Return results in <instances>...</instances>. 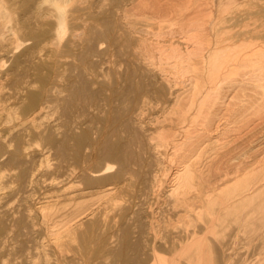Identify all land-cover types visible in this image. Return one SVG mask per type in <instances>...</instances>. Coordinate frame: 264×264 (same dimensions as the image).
<instances>
[{"label": "bare ground", "instance_id": "bare-ground-1", "mask_svg": "<svg viewBox=\"0 0 264 264\" xmlns=\"http://www.w3.org/2000/svg\"><path fill=\"white\" fill-rule=\"evenodd\" d=\"M69 1L0 0V264H264V0Z\"/></svg>", "mask_w": 264, "mask_h": 264}, {"label": "rangeland", "instance_id": "rangeland-1", "mask_svg": "<svg viewBox=\"0 0 264 264\" xmlns=\"http://www.w3.org/2000/svg\"><path fill=\"white\" fill-rule=\"evenodd\" d=\"M76 1H77V0H72V2H71V0H70V1L68 2L69 5H68V4L64 5L65 8H66L65 10H71V9H73V8L75 7V4L77 3ZM225 1L227 2L228 0H223L224 3H223L222 1H221V3L225 4V3H226ZM72 4H73V5H72ZM227 4H228V3H227ZM227 4H226V5H227ZM18 12H20V11H18ZM104 44H105V43H104ZM104 44H103V46L106 45V44H105V45H104ZM105 59H106V60H109L110 57L107 56ZM111 59H113V58H111ZM106 66H107V65H106ZM106 66H104V67H106ZM44 175H45V177H44ZM44 175H43V179H44V180H47L46 182H49V181H50V178H49L50 175H49V173H48V172L46 173V171H45V172H44ZM41 178H42V177H41ZM47 178H49V180H48ZM41 180H42V179H41ZM11 185H12V184H11ZM11 185H10V186H11ZM12 186L14 187L15 184L12 185ZM127 198H128V197H126L125 199H127ZM125 199H124V201H123V198H122V199H121L122 201L117 202V203H118L119 205H121V204H122V205H127V204H128V201L125 200ZM121 202H123V203H121ZM124 202H125V203H124ZM108 215H109L110 217H112V216L115 215V213L113 214L112 212H110V213H108ZM209 236H212V237H213V235H211L210 233H209ZM239 239L241 240V241L239 240V245H240V246H246V245H247V243L245 244L246 239H245L243 236H240ZM242 244H243V245H242ZM1 254H2V252H0V256H2Z\"/></svg>", "mask_w": 264, "mask_h": 264}]
</instances>
